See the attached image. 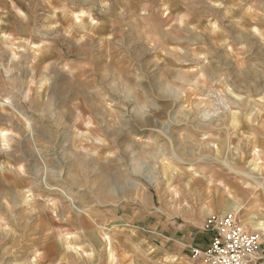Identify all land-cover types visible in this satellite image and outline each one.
<instances>
[{
	"label": "rangeland",
	"instance_id": "rangeland-1",
	"mask_svg": "<svg viewBox=\"0 0 264 264\" xmlns=\"http://www.w3.org/2000/svg\"><path fill=\"white\" fill-rule=\"evenodd\" d=\"M258 197L264 0H0V264H178Z\"/></svg>",
	"mask_w": 264,
	"mask_h": 264
},
{
	"label": "built area",
	"instance_id": "built-area-1",
	"mask_svg": "<svg viewBox=\"0 0 264 264\" xmlns=\"http://www.w3.org/2000/svg\"><path fill=\"white\" fill-rule=\"evenodd\" d=\"M210 236L205 249H191V259L203 264H261L260 235L250 231L232 213L214 215L204 224Z\"/></svg>",
	"mask_w": 264,
	"mask_h": 264
},
{
	"label": "crops",
	"instance_id": "crops-1",
	"mask_svg": "<svg viewBox=\"0 0 264 264\" xmlns=\"http://www.w3.org/2000/svg\"><path fill=\"white\" fill-rule=\"evenodd\" d=\"M262 200L263 198L258 197L255 200L250 201L251 203H249L248 205H244L240 208L235 207V211H237V213L240 215L239 218L244 228L253 232L257 231L263 236L262 241L264 243V209H261L258 206L261 203L263 204ZM229 208L230 209H227L228 212H230L232 207L230 206ZM209 240L210 236L207 234L198 237V241L195 244L193 243L189 246L190 252L193 248L205 249L209 244ZM163 257L167 258L168 260H171L172 262L177 261L178 264H201L200 262L192 261L187 255H184L181 250L165 252L163 253ZM261 259L262 262H264V244L262 245L261 249Z\"/></svg>",
	"mask_w": 264,
	"mask_h": 264
}]
</instances>
